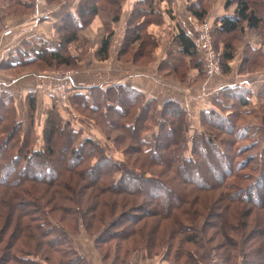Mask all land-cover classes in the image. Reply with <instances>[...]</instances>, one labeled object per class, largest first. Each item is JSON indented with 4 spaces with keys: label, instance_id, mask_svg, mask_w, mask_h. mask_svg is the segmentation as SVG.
I'll use <instances>...</instances> for the list:
<instances>
[{
    "label": "rangeland",
    "instance_id": "obj_1",
    "mask_svg": "<svg viewBox=\"0 0 264 264\" xmlns=\"http://www.w3.org/2000/svg\"><path fill=\"white\" fill-rule=\"evenodd\" d=\"M27 1L37 2L35 12L33 9L23 8L18 4L19 0H0V97L4 92L11 96L8 104L5 103L6 109L10 108V110L9 113L7 112L9 119L4 121L3 128L10 126L14 129L15 126L10 118L13 119L12 122L17 120L21 137L25 138L23 144L29 141L34 147L37 145L42 147L46 116L48 111L55 109L64 121L80 130V140L87 137L93 139L101 151L84 153L78 167L73 168L77 172H84V176L78 175L77 172L71 173V170L69 172L70 161L63 159L64 164L59 165L58 169L64 172V175H60L62 172L52 171L47 175L52 179L49 182L45 179L30 178L32 174L43 175L45 172L31 169L29 166L25 174L30 175H24L25 179L21 182H9L10 185L7 186L0 184V195H4L2 197L4 201L15 202L13 205L15 208L8 222V215L6 217L4 215L10 205L4 203L0 206V225L4 223L6 226L4 231L1 230L3 232L0 248L7 245L13 253L23 251L21 242L29 241L25 234L27 232L32 234L31 231H35V229L27 231L21 225L28 222L31 226L41 225L39 228L43 230L39 233L41 237L38 236L36 240L38 243L40 240L39 246L42 248L38 254L48 256L49 262L43 261L41 255L29 256L39 264H68L72 252L75 253L74 256L81 257L80 261H77L79 264H198L194 261L195 259L192 260L181 253L179 248L188 250L190 247L194 249L199 245L204 248L211 247L208 253L210 256L206 254L200 264H225V258L222 257V251L225 249L234 254V261H242L243 255L239 252L242 244L245 249L251 245L249 242L245 243L243 239L252 241V244L264 241V197L262 196L259 201L262 203L255 204L251 202V198L245 200L233 195L236 193L240 196L243 187L259 182L253 175L260 173L264 177V173L257 170L255 165L257 160L247 158L242 170L236 172V175H228L225 158L217 153H209L208 158V154L203 152V147H207L206 141L203 144L200 142L197 150L200 152V158L202 157L201 161H198L197 166H193L187 176L190 178L188 181H180V178L173 177L172 168L175 166V161L151 163L141 152L142 147L148 146H142L138 136L144 135L149 140L153 137L154 131H161V140H164L165 133L152 121L153 119L137 115L138 107L134 105L133 98L125 93L120 94L121 90L115 91L117 95H110L111 102H116L119 106L111 108L110 115H105V106L102 105L105 103L104 98L100 101L95 94L93 97L98 107L92 109L82 105L83 98L72 101L71 95L77 92L97 91L99 86L105 88L119 82H126L131 86L140 82L145 96L157 99L155 117H161L158 109L163 107L162 109L166 108V115L163 118L169 120L172 116L165 102L170 98L177 100L185 109L181 114L185 118L184 135L189 148L192 143L191 137L195 133H201L203 137L209 136V138L217 136L214 137L217 145L222 148V151L224 150L223 153L230 156L233 167L245 155L256 153L259 149L261 150V147L263 148L262 142L258 148L250 147L253 138H248L246 135L264 129V21L258 31L243 26L241 30L235 32L232 41L229 42L231 47L226 48L225 36L216 33V22L219 17L234 14V4L225 7L226 0H203L202 3L208 7V13L202 19L203 21H197L188 10L189 4L194 0H143L142 3H138L137 0H120L114 10L106 9L107 4L104 0H100L97 1L98 8L95 13L85 14L87 21L81 17L84 24L78 32L77 40L64 47L65 52L67 51L66 53L72 57L70 64L54 62L55 64L49 67H29L26 70L6 68L7 59L18 61L17 51L25 44L27 45V41L33 42L34 46H39L44 38V45L57 47L59 28L66 21L69 13H77L76 8L80 2V0ZM146 1H150V7L154 13L150 15L144 13L140 20L146 21L147 33L154 38L155 42L150 49L151 53L148 52L150 60L137 62L132 55L141 46L139 44L132 47L125 46L123 49L122 35L128 25H130L129 28L133 25L136 28L142 27L141 24L137 25L138 21L136 18L133 19L130 12L136 8L143 9ZM248 1L251 5H260L259 13H264V0ZM139 9L136 11H140ZM116 14L118 19L114 20ZM130 16L133 21L128 24ZM180 17H184L187 21L188 24L185 22V25H188V34L194 42L197 37L195 22L201 25L207 23L210 27L213 35L210 45L219 55L218 72L207 76V70H201L204 65L202 64L201 68L198 58L203 51L198 46L193 57L179 56L182 65L179 67L183 71L176 70L172 59L177 55L172 59L170 57V54L175 51L174 48H177L173 41L174 34L171 33L170 23L179 20ZM149 18L152 19L151 23ZM56 27H58L57 30ZM203 27L200 26V29ZM107 36L109 37L107 55L105 58H99L101 40ZM229 50L233 52V58L229 60L228 72L224 73L220 64L221 54ZM211 51L210 48L209 52ZM194 62L199 63L198 68L193 66ZM65 74L70 76L69 83L68 80L65 82ZM239 95L242 98L237 99ZM30 97L33 98L34 107ZM242 99L246 101V105L241 104ZM224 103L231 107L222 106ZM119 109L124 110V113H121ZM209 109L220 115V118L208 120ZM221 118L232 122L222 121ZM214 121L220 125H216ZM61 127L63 131V123ZM229 127L234 128L235 132L237 129L240 130L239 127H243L241 130L244 131L242 133L245 137L235 139L232 131L227 130ZM5 132L0 130V140L6 135ZM17 133L18 130L16 135L10 136L6 144L12 143L8 149L12 152L17 151L21 144L19 133ZM57 139V142L54 141L56 146L59 143L55 148L57 155L61 152L68 157L72 146L69 145L68 149L64 144V138ZM182 142L184 143V140L177 141L178 144ZM63 144L66 146L64 149H62ZM243 144L246 146L244 148L248 149L240 150ZM165 145L160 143V152L164 146L166 150L173 148L169 147V144ZM189 148L188 151H190ZM197 150H194V155H199ZM220 153L222 154L221 151ZM100 155L109 158L105 160L109 163L112 161L113 166L109 171L103 172L101 168L108 165H97L93 167L92 174L88 175L84 169L86 167L90 169L95 160L101 158ZM207 159L212 160L213 164L211 162L206 164ZM118 163L126 167L124 166L123 169L118 165L115 167L114 164ZM128 168L133 169V172L127 171ZM201 173L205 175L202 179ZM124 175L137 178L139 183L135 182L132 186L122 185L120 182L114 184L115 180L118 181ZM86 177L92 178L93 182ZM63 179L65 184L62 183ZM173 180L179 181L187 194L185 200L187 203L182 208L180 204H176L173 197L170 199L169 195H165L163 190V187L173 190L171 187V184L175 182ZM73 184L82 188L81 192L78 190L76 192L81 203H83L82 198L84 201L89 198L85 204L87 209L78 200L76 203L75 200L68 198L59 199L63 195L71 197ZM198 184L205 186H198ZM262 190L263 188L259 185L257 187L259 195ZM40 194L42 195L39 196ZM251 194L254 197L253 192ZM94 199L98 204L94 202ZM193 199L195 200L189 209V214H186L187 210L181 212L183 208H188V201ZM166 200L171 201L173 205L170 207L171 217L173 215L174 218L176 217L174 222L176 226L173 231L162 230L167 218L160 215L158 204ZM194 210L198 211L196 216ZM224 212L226 220H232V224L237 226L233 231L227 229L231 234L227 239L235 240L239 244L232 248L218 230L219 215ZM131 220L135 221L131 223ZM144 222H149L147 224L149 227L154 225L153 222L158 223V231H154L153 235L151 231H145L140 237L138 231L132 236H125L122 233L130 230L129 227L136 230L142 226L147 227L143 225ZM15 226L18 228L17 233ZM256 228L260 232L252 234ZM192 233H194L193 238H189L191 239L189 241L187 237ZM12 236L14 238L10 241ZM152 239L155 245L150 243ZM55 240L57 244L53 243ZM157 244L160 247L156 246ZM44 250L46 253L43 255ZM197 250L200 253L203 252L198 248ZM25 255L24 251L19 253V256Z\"/></svg>",
    "mask_w": 264,
    "mask_h": 264
},
{
    "label": "trees",
    "instance_id": "obj_2",
    "mask_svg": "<svg viewBox=\"0 0 264 264\" xmlns=\"http://www.w3.org/2000/svg\"><path fill=\"white\" fill-rule=\"evenodd\" d=\"M97 1L100 0H80L79 5L76 8V14L74 13H69L68 17L66 18V21L63 22V24L61 25V27L59 28V43L57 47H48L46 45H44L45 43L43 42V40L40 42L39 46H34L33 42L27 41V45L25 44V46H23L21 49H19V51H17V57H18V61H11L10 59H7L5 66L6 68H11V69H16V68H22L23 70L28 69L29 67L31 68H45V67H49L52 66L55 63H60V64H70L71 62V58L66 52V48H64L65 46H67L68 44H70L73 41H76L78 38V32L81 29V26L84 24V20H81V17L86 16L85 14H89V13H95L98 6H96L98 3ZM102 1V0H101ZM105 3L107 4L106 9H111L114 10L116 6H118L119 1L120 0H104ZM138 3H142L143 0H137ZM136 2V3H137ZM191 2V1H190ZM203 0L201 1H197L194 0L192 1L189 6H188V10L191 12V14H193L192 16L197 20V21H203L202 19L205 17V15L208 13V7L206 6L205 3H202ZM118 3V4H117ZM19 5H21L23 8H25L26 10L29 9H33V12L36 11L37 9V2L35 1H27V0H19L18 2ZM231 4H234V9L233 15H229V14H225L219 17V19L216 22L217 25V29H216V33L222 34L223 36H225V46L226 48H230L231 44L229 42L232 41L233 36L235 34L236 31L241 30V28H243V26L252 28L256 31H258L261 26L263 25V21H264V13H259L261 7L260 5L254 4L251 5L249 3L248 0H226V4L225 7L230 6ZM146 5L148 7H146ZM151 3L150 1H146L144 3L143 9H139L140 11H136V9L132 10L130 12V15L132 14V17H134L133 19L136 18V21H138L137 25H142L141 28H136L135 25H133L131 28L130 25H128L130 22L133 21L132 17L130 16L129 20H128V27H126L123 31V38H122V45H123V49L125 46H129L132 47L133 45H137L139 44V46H141L137 52V50L133 53L132 58L134 59V61L137 62H147L148 60H150V57L148 55V52L150 51L151 53V48H153L154 46V38L151 37V35L149 33H147V24L146 21H143L142 19L140 20V17L145 15L144 13H147V15H150L152 13H154V11L151 9L150 7ZM109 6H112L111 8ZM257 7V8H256ZM65 18V17H64ZM84 19L87 21L88 19H86L84 17ZM114 20L118 19V16L116 14V17L113 18ZM135 21V22H136ZM149 21L151 23L152 19L149 18ZM142 22V23H141ZM143 29V30H142ZM154 41H153V40ZM174 43L177 46V50H175L173 52V54H170L171 59L174 58L175 55H177V57H175L174 59H172V61L174 62V67L176 68L177 71H183L181 67V61L179 60V56H185V55H189L190 57H193L195 54V50H196V46L197 43L196 41L194 42V40L192 39V37L187 34L184 30H182V28H179L177 33L174 35V39H173ZM26 42V41H25ZM108 43H109V37H105L104 39L101 40V45H100V49H99V58H105L107 55V48H108ZM38 45V44H37ZM121 50V49H120ZM200 54V53H199ZM221 67H222V71L224 73L228 72L229 66V60H231L233 58V52L231 50L226 51L224 53L221 54ZM137 57V59H135ZM142 59V60H141ZM170 59V60H171ZM36 61V62H34ZM171 61V63H172ZM55 62V63H54ZM198 62H200L201 68H202V59L199 56L198 58ZM193 63V60H192ZM173 64V63H172ZM198 64L199 63H195L193 64L194 67L198 68ZM187 69V68H186ZM203 70V68L201 69ZM203 72V71H202ZM205 75V73H204ZM206 76V75H205ZM239 90H242L241 88H238ZM238 89H234V91H239ZM121 90V92H120ZM115 91L120 92V94L125 93L128 96H130L131 98H133V101L135 102L134 105H136V107H138L137 109V115L138 116H142V118H148L152 121L155 122L156 125H159V128L162 129V131L165 133V138L164 140H161V136H162V132L158 131V132H153L152 135L153 137L150 138L149 140L146 139V137H144V135H140L138 136V140L140 141V144H142V146H148L146 148H141V152L147 156L149 162L151 163H162V162H167L169 163L170 161H175V166L172 168L174 171V178H180V181L186 182L188 181L187 176H189L193 166H197V164L199 163L198 161L202 159V157L200 158V152L197 150L199 148V143L201 142V144H203L206 141V146L203 147V152L206 153V155L208 154V158H209V153H217L220 156H223L225 158V168L228 171L227 174L228 175H236V172H239V170H242L244 167H242L244 165V163L247 161V158H251L256 161V166H257V170L258 172H262L264 173V169H262V166L264 165V129L254 132L250 135H246V137L248 138H253V140L251 141V145L250 147L254 146L256 148H258V146L260 145V143H263V148L261 147V150L259 149L258 152L256 153H250L248 155H245L242 159H240V161H238L235 166H231L232 161L230 156H228L227 154L223 153L222 148H220L217 145L216 142V137L217 136H213L210 137L209 136H205L203 137V135L201 133H195L194 136L191 137V147L189 148V145L185 142L186 140V136L184 135V131H185V118L183 117L184 115L181 114L182 111H184V107L182 105H180L178 103L177 100H173V99H167V101L165 102L166 106L169 107L168 110L170 111L169 114H171L172 117H170V119L165 120L163 118V116L166 115V108L162 109H158V112L161 114V117H155V104L157 103V99L156 98H147L143 92V89L137 87V86H131L129 83H115L112 85H108L105 88L102 87H98L97 91H88V92H77L71 95L72 97V101L75 99H79V98H83V102L82 105L84 107H88V108H96L98 107L97 103H95V99H94V95L96 94L97 97H99L100 101H103V98L105 99V103L102 104L105 106V115H110L111 108L114 107H118L119 104L118 103H112V98L110 95L115 94ZM240 93V92H238ZM2 98L0 101V130L1 132H5V136L3 138H1L0 140V184H3L5 186L10 185L8 184L9 182H21L22 180L25 179L24 175H30V174H25V172H27L29 166L31 167V169H38V170H43L45 173L42 174H32V177L30 178H34L37 180H41V179H45L47 180L46 182H49L50 179L49 173H51L52 171H54L55 173H59L62 171H59V165L64 164V160H69V166H68V171L71 173L76 174L77 170H74L73 168L78 167V163H80V160H82V157L84 155V153H88V152H94L95 150L101 151V149L98 148V144H96L93 139L87 137L85 139H81L79 138L80 135V130L76 129L75 127H73V125L71 123H68L66 121H64V119L61 117V115L55 110V109H51L50 111H48V114L46 116V120H45V124H44V128H43V134H42V140L44 145L42 147H40V145H37V147H34L32 144H30V142L28 141L25 145L23 144V142L25 141V138L21 137V132H19V122L16 120L13 121V119L10 118L11 123L14 124L15 128H11L10 126H8L7 128H3L4 127V121L6 119H9V115H7V112L10 110V108L6 109V104H8V101L11 100V96L10 94L4 92V94L0 97ZM242 98L241 95H239V97L237 99ZM31 103L34 107L33 104V98L30 97ZM242 105H246V101L244 99H242L241 102ZM101 104H99L100 106ZM224 107H231V105H226L225 103L222 105ZM132 108V107H131ZM127 110L129 108H126ZM173 109V110H172ZM121 113H124V110L119 109ZM9 113V112H8ZM163 113V114H162ZM180 113V114H179ZM207 116H209V118H207L208 120L211 119H218L220 118V115H217L213 110L209 109L207 111ZM5 117V118H4ZM4 118V119H3ZM3 119V120H2ZM222 121H226V122H232L229 121L228 119L225 118H221ZM220 120V121H221ZM178 121H179V125H178ZM63 123V131H62V123ZM175 123V124H174ZM214 123L217 125L218 123H216L214 121ZM207 124H209V121H207ZM220 125V124H218ZM168 126V127H167ZM134 129V127H133ZM159 129V130H160ZM240 130L237 129V131L235 132L234 128L232 129L231 127H229V129L227 130H231L232 133L234 134L235 139H241L243 137H245V134L242 133L244 132L243 127H239ZM18 130L19 133V142L21 143L18 148L17 151L12 152L10 149L11 145H6L10 136L16 135V131ZM24 131V130H23ZM17 133V134H18ZM137 135V134H135ZM135 135L133 137H135ZM215 137V138H214ZM57 138L61 139L64 138V144L67 146L71 145L72 147L69 149V156H64L61 154L57 155L56 153V149L59 145V143L56 146L57 142ZM180 140H184V143H177V141ZM55 141V142H54ZM61 142V141H59ZM160 143H164L165 144H169V147H173L172 149H165L164 147L161 148V152L159 149V145ZM63 144V145H64ZM78 144V146H77ZM91 144V145H90ZM63 146L62 149H64L66 146ZM90 145V147H89ZM246 146L241 145L240 146V150L243 149H248V148H244ZM249 147V148H250ZM188 148L190 149V151H188ZM210 148V149H209ZM194 150L198 151L199 155L195 154L194 155ZM9 151V152H8ZM220 151L222 152V154L220 153ZM169 154V155H168ZM251 156V157H249ZM99 157H101L100 159H96L95 163H93V165L90 167V169H88L87 167L84 169V171H86L88 173V175L92 174L93 172V167L97 166V165H108L107 167H102L101 169H103V172H107L111 169V167L113 166V164L110 162H108L105 159H109L107 157H105L104 155H100ZM157 157V158H156ZM58 158V159H57ZM5 159V160H3ZM64 159V160H63ZM2 161V164H1ZM205 161V160H204ZM203 161V162H204ZM207 163L212 162V160H208L207 159ZM108 163V164H107ZM174 163V162H173ZM103 165V166H104ZM116 165H118L121 169H123V167L125 165L123 164H114V166L116 167ZM81 166V165H80ZM114 167V168H115ZM126 167V166H125ZM113 168V169H114ZM106 169V171H105ZM112 169V170H113ZM71 170V171H70ZM111 170V171H112ZM129 172H133V169H126ZM83 171V170H82ZM110 171V172H111ZM47 172V173H46ZM84 172H77L78 175H85L83 174ZM59 175V174H58ZM60 175H64V172L60 173ZM135 176V175H134ZM255 177V180L259 181L257 183H254L253 185H247L245 187L242 188L241 190V195L238 196L236 193H234L233 195L242 199H252L251 202L255 203V204H259L262 202H259L262 198V196L264 197V177L263 175H261L260 173H258L257 175H253V177ZM12 177V179H11ZM24 177V178H23ZM205 175L204 173L200 174V178H204ZM252 177V176H251ZM5 178V179H4ZM80 178V177H77ZM4 179V180H3ZM81 179V178H80ZM86 179L90 180L93 182L92 178H88L86 177ZM183 179V180H181ZM186 180V181H184ZM175 182H173L171 184V187L173 188V190H168L167 188L165 189L163 187V190L165 191V195H169L170 199L173 197V200H176V204H180V208L184 207V205H186V193H185V189L182 188L181 184H179V181L173 180ZM117 182H120L122 185H134L135 182H137V178L133 177V176H122L118 181L115 180L114 184H117ZM261 182V183H260ZM61 183V182H60ZM59 183V184H60ZM62 183L65 184V179L62 180ZM139 183V182H137ZM50 184V183H49ZM258 185V186H257ZM259 185L263 188L261 195L258 194L257 192V187H259ZM72 186V194L71 197H67L66 195H63L62 197H59L60 200H64L66 198L70 199V200H78L77 198V190L80 191L82 188H78L76 187L74 184L71 185ZM198 186H205L204 184H198ZM129 187V186H127ZM162 187V186H160ZM182 188V189H181ZM81 192V191H80ZM254 194V197L252 196V193ZM42 194H40L39 196H41ZM4 196V195H3ZM3 196L0 195V206L3 205L4 203L6 205H10L9 210L6 212V214L4 215V217H7V222L9 221L10 217L12 216V210L15 208L13 207V205H15L14 201H9L6 200L4 201V199L2 198ZM66 196V197H64ZM261 196V197H260ZM3 199V201H2ZM84 198H82V202L80 203L86 207L87 209V205L86 202L87 200H89V198H86L84 201ZM81 200V198H80ZM195 199H193L192 201H188V208L185 209L183 208L181 212H183V210H187L186 214H189V209L191 207V205L193 204ZM185 201V202H184ZM71 202V201H70ZM94 202L96 203L97 200L94 199ZM77 203V202H76ZM98 204V202H97ZM159 210H160V215L162 217H165L167 219H165L166 221L164 222L165 226L162 228V230H168V231H173L175 230V226L176 224L175 222V218L174 215L171 217V208L173 205L171 204V201H164V202H159ZM89 211V210H88ZM198 211L194 210V214L196 216V213ZM225 212L222 213L221 215H219L220 219H219V227L218 230L219 232L223 235V237H225V241L228 242L229 244H231V248L238 246L239 244H237V242L234 240H229L227 239V237L229 235H231L228 230L233 231L234 228H236L237 226H235V224H232V220H226V218L224 217ZM135 218V217H133ZM173 218V219H172ZM80 219V218H79ZM226 220V221H225ZM135 220H131V223H133ZM137 221V218H136ZM22 223V222H21ZM149 223V222H148ZM147 222H144L143 225H147ZM139 224H141V222H139ZM154 224V225H152ZM152 226H148L143 228L140 227L137 230L135 228L131 229L129 227V229L131 230H126L123 231L122 233L125 236H132L135 235L136 232L138 231V236L140 237L142 234H144L145 231H151L152 235L154 231H158L159 226L158 223H152ZM241 224V222H240ZM24 229H26L27 231L31 230V229H35L32 230V234H28L29 232H27V234H25L26 238L29 239V241H33L36 242V240H38L39 237H41V235L39 233L43 232L42 228H39V226L41 225H37L34 224L33 226H31L28 222L22 223L21 224ZM150 225V224H149ZM190 225V224H189ZM187 225V226H189ZM130 226V225H129ZM181 227V225H180ZM6 226H4V223L2 225H0V243L2 241V232L5 230ZM153 229V230H151ZM3 230V231H1ZM17 226H15V232L17 233ZM133 230V231H132ZM258 228H256L252 234L254 232H260L257 231ZM195 236H197L196 231L194 230ZM189 235L187 237V239L189 238H193V234ZM39 236V237H38ZM12 241L14 236L10 237ZM229 238V237H228ZM3 240H4V236H3ZM244 242H249L251 245L248 248H244V244H242L241 249L239 250V252L241 253V255H243V259L242 261L240 260L239 262H237L238 260L234 261L233 258V253L231 251H228L227 249L222 251V254L225 258V264H264V241H259L260 243H256V244H252L250 240L248 239H243ZM29 241L23 240L21 242V246L23 247V251L24 254H26L25 256H19V253H22L23 251H17V252H12L11 248L9 249V246H4L2 248H0V264H39L37 261H35V259H31L29 258V256L32 257H37L39 253V250L42 249L39 245H40V240L39 243H31ZM163 241V240H161ZM189 241H191V239H189ZM57 242V240H55L53 243ZM152 242V243H151ZM153 239L150 241L151 244L155 245V242L153 243ZM156 246H159L158 244ZM168 246V245H167ZM160 247V246H159ZM166 247V245H165ZM53 248V247H52ZM129 248V247H128ZM197 248L201 251L203 250V252H198ZM197 248H192L190 247L188 250H186V248H179V250H181V253H184L185 256H188L190 259L196 261L198 264H200L201 259L203 260L206 257V254L209 253L210 248L209 246H206L204 248V246H197ZM203 248V249H202ZM54 249V248H53ZM132 250V248H131ZM127 251V249H126ZM44 253H46V250L43 251V255ZM198 253V254H197ZM73 254H75L74 252H72L71 255V259L70 261H68V264H79L77 261H80L81 257H76ZM149 254H150V250H149ZM209 255V254H208ZM210 256V255H209ZM41 258L43 259V261H47L48 260V256L41 255ZM177 258V257H176ZM200 258V259H198ZM178 261V259H175V261ZM229 262V263H228ZM189 264V263H188Z\"/></svg>",
    "mask_w": 264,
    "mask_h": 264
},
{
    "label": "built area",
    "instance_id": "obj_3",
    "mask_svg": "<svg viewBox=\"0 0 264 264\" xmlns=\"http://www.w3.org/2000/svg\"><path fill=\"white\" fill-rule=\"evenodd\" d=\"M200 26H204V27L200 29ZM195 31L197 32V37L195 39L197 46L200 47L199 49H202L203 51V54L201 55L202 64L204 65L203 70L205 71L207 70L206 71L207 76H211L215 72H218V68H219V55L217 52L214 51L213 46L210 45L212 43L211 41H212L213 35L207 23H204L201 25L195 22ZM208 44L210 47L208 46ZM210 48L212 49L211 52H209ZM64 79H65V82L66 80H68V83H69L70 76L68 74H65Z\"/></svg>",
    "mask_w": 264,
    "mask_h": 264
},
{
    "label": "crops",
    "instance_id": "obj_4",
    "mask_svg": "<svg viewBox=\"0 0 264 264\" xmlns=\"http://www.w3.org/2000/svg\"><path fill=\"white\" fill-rule=\"evenodd\" d=\"M185 22H186V24H188L187 21L184 20V17H180L179 20H177V21L175 20L174 22H171L170 23L172 25V29L170 28L171 33H173L175 35L177 33L178 29L182 28V30H184L188 34L189 28H188V25H185ZM57 28L58 27H56V30H57ZM162 31H163V29H162ZM43 41H44V38H43ZM174 50H177V48L176 49L174 48ZM134 85L143 89L140 82L134 83Z\"/></svg>",
    "mask_w": 264,
    "mask_h": 264
}]
</instances>
